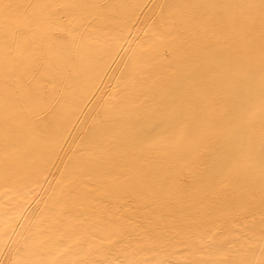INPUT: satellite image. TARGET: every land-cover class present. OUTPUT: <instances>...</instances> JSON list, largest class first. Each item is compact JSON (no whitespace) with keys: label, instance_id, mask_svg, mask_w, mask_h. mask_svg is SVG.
<instances>
[{"label":"bare ground","instance_id":"1","mask_svg":"<svg viewBox=\"0 0 264 264\" xmlns=\"http://www.w3.org/2000/svg\"><path fill=\"white\" fill-rule=\"evenodd\" d=\"M0 264H264V0H0Z\"/></svg>","mask_w":264,"mask_h":264}]
</instances>
